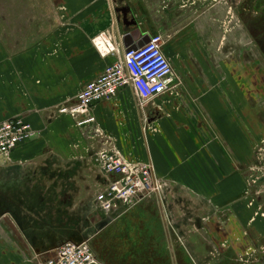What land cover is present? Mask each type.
I'll list each match as a JSON object with an SVG mask.
<instances>
[{
    "label": "crops",
    "instance_id": "obj_1",
    "mask_svg": "<svg viewBox=\"0 0 264 264\" xmlns=\"http://www.w3.org/2000/svg\"><path fill=\"white\" fill-rule=\"evenodd\" d=\"M40 1L31 0V22H0V123L21 117L36 132L0 160V185L27 186L31 193L40 187L47 202L81 176L89 187L106 188L113 178L101 172L94 157L112 144L127 161L150 163L157 186L189 192L190 224L197 219L189 234H199L200 223L212 241L149 244L155 251L150 259L119 258L117 252V258L107 260L93 253L98 264H264V215L259 213L264 210V164L254 160V148L264 137V88L260 82L248 86L247 70L221 65L230 52L203 50L198 22L219 21L200 9L199 0ZM101 34L109 36L114 54L104 56V49L96 48L103 46ZM156 38L174 72V96L160 95L140 109L131 88L120 90L92 108L99 136L80 131L69 115L58 113L74 104L84 85L124 49ZM217 57V63H209ZM45 168L62 178L71 171L75 175L56 181L45 178ZM23 198L17 192L10 201ZM150 202L140 205L147 208ZM133 213L104 215L93 199L85 225L78 227L38 230L34 221L24 225L9 216L6 229L15 242L0 243V264H38L68 240L89 237L93 248L104 231L118 238ZM173 213L176 227H184L185 215L176 208Z\"/></svg>",
    "mask_w": 264,
    "mask_h": 264
},
{
    "label": "rangeland",
    "instance_id": "obj_2",
    "mask_svg": "<svg viewBox=\"0 0 264 264\" xmlns=\"http://www.w3.org/2000/svg\"><path fill=\"white\" fill-rule=\"evenodd\" d=\"M46 1L41 0L40 5L46 4ZM199 7L211 12L210 17L212 16L219 21L198 22L200 43L204 47L203 50L223 52L224 56L230 52V60L227 61L225 58L224 64L221 65H229L232 69H244L243 73L247 70L244 77L248 86L250 87V83L260 82L264 88V0H199ZM31 17V0H0V22H10V25L11 22H31ZM210 38L214 40V43L207 42V40H211ZM209 56L211 57L210 54ZM218 61V57L209 59V63H217ZM258 70L261 76L257 74ZM254 158L255 163L258 162L255 155ZM42 172L45 178L48 177L56 181L62 179L65 182H68L75 175L71 171L64 173L62 178L58 171L49 172L47 168ZM31 173L33 174V172ZM38 178L33 176L32 179L38 181ZM86 178L84 176L78 177L62 195L54 194L55 199L48 202L44 194H41L40 187L31 193L27 186L20 188L19 186L9 187L7 185L5 187V184H1L0 243L15 242L14 233L6 229L8 224L5 223V219L10 220L9 216L13 217V215H15V218H11L13 221L19 220L24 225L32 224L34 221L33 225H37L38 230L49 225L62 228L81 226L85 222V215L91 211L93 199L105 189V186H94L93 188L87 186L89 180ZM39 182H42V179ZM176 190L174 187L158 185V193L156 192L150 197L149 207L148 205L147 208H142L141 205L135 207L133 211L136 213L130 214L127 218L124 223L125 230L118 234V238L114 239L116 233L112 235L108 233L109 230L100 234V243L94 245L92 252L107 260L117 258L116 254L118 253L121 254L118 256L119 258L150 259L155 258L153 255L155 251L150 248L149 244L165 241L168 243L212 241L210 239L212 234H208L210 232H206V225L205 228H202L200 223L198 224L199 234L195 236L189 234V226L193 228L197 219L193 220L192 225L190 224L192 219H190L189 192L180 194ZM17 192L21 194L22 198L24 197L23 200L16 203L11 202L10 198H16ZM75 194L78 195L75 196ZM252 196H256V193L254 192ZM166 197H169L170 201ZM175 208L179 213L185 215L182 219L184 227L181 228L179 225V229L176 227V220L173 218ZM160 210L163 212L162 221L166 224L165 235L163 234L164 224H162L159 216ZM257 212L258 209L256 208L252 217ZM259 213L264 215V210H259ZM50 215L53 217H49ZM16 216L18 217L16 218ZM30 216L35 217V219L32 220ZM31 237L26 236L28 240ZM117 245H120L119 249H116ZM172 253L175 254L178 251L173 250ZM182 253L187 255L190 252L182 251ZM194 253L196 252L194 251ZM166 254L168 258L171 257L170 251L167 250ZM184 258H188V256H184Z\"/></svg>",
    "mask_w": 264,
    "mask_h": 264
},
{
    "label": "built area",
    "instance_id": "obj_3",
    "mask_svg": "<svg viewBox=\"0 0 264 264\" xmlns=\"http://www.w3.org/2000/svg\"><path fill=\"white\" fill-rule=\"evenodd\" d=\"M99 39H104L107 47L104 56L116 52L109 36L101 34ZM176 85L171 63L162 50L160 40L156 38L140 46L124 49L121 56L107 66L100 76L84 85L74 104L60 107L58 113L69 115L80 131H91L99 136L91 115L94 104L114 99L120 90L131 88L137 106L143 109L160 95L174 96ZM35 136L36 132L21 117L1 122L0 160L9 158L20 144L31 141ZM254 155L260 164H264V137L256 144ZM94 162L103 174L113 178L95 196V205L104 215L129 212L152 194L158 193L151 164L127 161L112 144L99 150ZM258 179L260 177L257 176L250 183L254 184ZM90 240L89 237L68 240L52 256L38 264H98L90 248Z\"/></svg>",
    "mask_w": 264,
    "mask_h": 264
},
{
    "label": "bare ground",
    "instance_id": "obj_4",
    "mask_svg": "<svg viewBox=\"0 0 264 264\" xmlns=\"http://www.w3.org/2000/svg\"><path fill=\"white\" fill-rule=\"evenodd\" d=\"M105 38V37H104ZM102 45L103 46H101V44H100V47H96V48H98L101 52H102V50H101V47H102V49H104L103 51L104 52H102V53H106V51H107V47H106V45H105V43H104V39L102 40ZM105 47V48H104Z\"/></svg>",
    "mask_w": 264,
    "mask_h": 264
},
{
    "label": "trees",
    "instance_id": "obj_5",
    "mask_svg": "<svg viewBox=\"0 0 264 264\" xmlns=\"http://www.w3.org/2000/svg\"><path fill=\"white\" fill-rule=\"evenodd\" d=\"M90 248H91V250L93 249V248H92V244H90Z\"/></svg>",
    "mask_w": 264,
    "mask_h": 264
}]
</instances>
